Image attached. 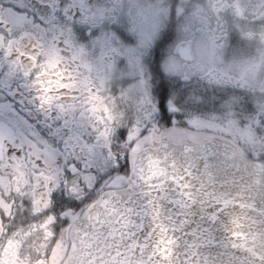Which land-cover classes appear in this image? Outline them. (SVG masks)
Masks as SVG:
<instances>
[{
	"label": "flooded vegetation",
	"instance_id": "1",
	"mask_svg": "<svg viewBox=\"0 0 264 264\" xmlns=\"http://www.w3.org/2000/svg\"><path fill=\"white\" fill-rule=\"evenodd\" d=\"M30 2L0 0V12ZM77 2L84 19L75 25L34 28L30 19L6 17L13 31L3 33L0 48L31 54L16 57L14 70L42 90L45 103L95 129L87 149L101 170L117 160L130 167L113 189L89 191L91 177L87 188L65 181L51 147L0 118V264H63L73 225L103 194L124 190L136 155L165 137L220 140L240 158L264 163V0ZM156 16L163 24L147 44V21ZM85 22L90 37L82 34ZM192 117L202 142L190 136ZM175 119L186 131L173 130Z\"/></svg>",
	"mask_w": 264,
	"mask_h": 264
},
{
	"label": "water",
	"instance_id": "2",
	"mask_svg": "<svg viewBox=\"0 0 264 264\" xmlns=\"http://www.w3.org/2000/svg\"><path fill=\"white\" fill-rule=\"evenodd\" d=\"M76 222L63 264H264V163L166 137Z\"/></svg>",
	"mask_w": 264,
	"mask_h": 264
},
{
	"label": "snow or ice",
	"instance_id": "3",
	"mask_svg": "<svg viewBox=\"0 0 264 264\" xmlns=\"http://www.w3.org/2000/svg\"><path fill=\"white\" fill-rule=\"evenodd\" d=\"M83 9L84 5L77 0H55V3L52 0H31L28 4H17L14 9L0 12V40L4 32L13 31L6 17L30 19L34 28H44L52 21L68 19L75 25L84 19ZM93 31L85 22L82 34L90 37ZM0 51L7 57V60L0 61V118L39 147H51L65 181L70 177L87 188L85 178L91 177L89 191L113 189L115 185L112 182L129 169L130 161L121 163L117 160L111 167L101 170L87 149L96 140L95 129L81 123L75 113L69 115L55 105L45 103L42 90L38 93L18 68L14 70L16 57L30 60L31 54L24 57L18 52L2 48ZM159 111L163 118H168L166 108ZM122 136L126 139V135L122 133Z\"/></svg>",
	"mask_w": 264,
	"mask_h": 264
},
{
	"label": "rangeland",
	"instance_id": "4",
	"mask_svg": "<svg viewBox=\"0 0 264 264\" xmlns=\"http://www.w3.org/2000/svg\"><path fill=\"white\" fill-rule=\"evenodd\" d=\"M138 15L140 16L141 20H138V22H136V24L144 21V18H143L144 15L142 13H140ZM161 23L163 24L162 18L161 17L159 18L157 16L154 17L153 19H149V21H147V27H146L145 33H144V34L147 35V38H146L147 44H149L152 41V39L155 38L156 30H157V28H159V25ZM178 121H179L178 119L177 120L175 119L174 122H172V124H173V127H174L173 130H175L176 133L180 134V130H185L186 131V129H185L186 127L184 125L182 126L180 124V122L178 123ZM188 124H190V126H192L194 128V130H196L194 132V136H193V133H192V135H190V136L193 137L194 142H202V141H204V136L199 134V133H197V130H199V128H200V126L198 127V124H199L198 118H195V117L190 118L189 121H188ZM178 136L179 135H176V136L174 135L173 136L174 140H180L181 138H179ZM179 142H181V140L180 141H176V142L174 141V143H179Z\"/></svg>",
	"mask_w": 264,
	"mask_h": 264
}]
</instances>
